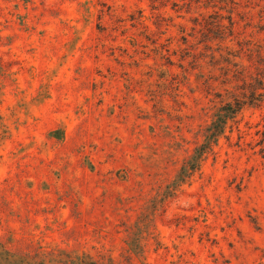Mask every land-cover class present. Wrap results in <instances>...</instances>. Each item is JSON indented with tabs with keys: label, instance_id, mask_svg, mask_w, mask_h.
<instances>
[{
	"label": "rangeland",
	"instance_id": "374dc122",
	"mask_svg": "<svg viewBox=\"0 0 264 264\" xmlns=\"http://www.w3.org/2000/svg\"><path fill=\"white\" fill-rule=\"evenodd\" d=\"M0 242L264 264V0H0Z\"/></svg>",
	"mask_w": 264,
	"mask_h": 264
},
{
	"label": "trees",
	"instance_id": "16d2710c",
	"mask_svg": "<svg viewBox=\"0 0 264 264\" xmlns=\"http://www.w3.org/2000/svg\"><path fill=\"white\" fill-rule=\"evenodd\" d=\"M229 23L233 20L230 17ZM236 65V63H234ZM255 81L262 85V81L257 77ZM261 95V94H260ZM243 101L235 100L221 106L215 114V118L203 128V141L194 147L190 156L182 162L179 171L174 179L175 184H180L184 179L200 169L208 153L212 152L217 144L219 136L224 132L227 120L233 118L242 108ZM143 245L134 243V248L139 249L138 255L143 250ZM0 264H104L98 259L92 258L87 253L69 254L61 249L51 248L49 250H33L28 252H18L8 249L0 242Z\"/></svg>",
	"mask_w": 264,
	"mask_h": 264
}]
</instances>
